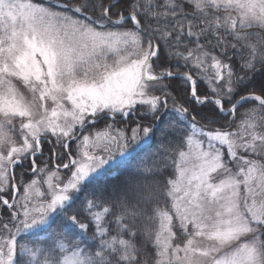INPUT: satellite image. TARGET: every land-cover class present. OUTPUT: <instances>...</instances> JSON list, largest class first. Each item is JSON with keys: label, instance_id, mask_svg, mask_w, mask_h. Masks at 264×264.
<instances>
[{"label": "snow or ice", "instance_id": "obj_1", "mask_svg": "<svg viewBox=\"0 0 264 264\" xmlns=\"http://www.w3.org/2000/svg\"><path fill=\"white\" fill-rule=\"evenodd\" d=\"M0 208V264H264V0H0Z\"/></svg>", "mask_w": 264, "mask_h": 264}, {"label": "trees", "instance_id": "obj_2", "mask_svg": "<svg viewBox=\"0 0 264 264\" xmlns=\"http://www.w3.org/2000/svg\"><path fill=\"white\" fill-rule=\"evenodd\" d=\"M256 87H257V91H258L259 82H257ZM180 100H181V102H183V98L182 97L180 98ZM171 106L172 105L170 104L169 105V109H170ZM185 106L189 107L190 110H191V107H192L191 105L186 104ZM254 107H258V105L255 104L254 102H252V103H247V104L243 105V107H241V108H238L237 109V114H236V120H235V123L232 125V129H235L236 127H238V125L240 124V121L244 118L243 114L246 111H248V110H250V109H252ZM168 112H169V114H171V109L168 110ZM197 119L200 120V117H197ZM229 119H231V118H229ZM200 122L201 123H204L203 120H201ZM221 123H224V121H221ZM117 127H123V125L117 124ZM215 127H220V124L215 125ZM103 128H104V124L103 123L98 124L97 127H96L97 130H102ZM96 129H94V130H96ZM155 145H156V140L154 138L153 141H152V148H153V150L155 149ZM141 150L142 149H140V150L138 149L137 150V153H135L134 155L139 154V152ZM143 150H146V149H143ZM46 155H50V153H48L47 150H46ZM153 159H155V157H152V158L148 159L146 161V163L151 164V162H152ZM169 171H170V178H175L174 173L171 170H169ZM27 175H28V177H31V178L34 177V175L31 174V173H28ZM17 183L19 184L21 182L18 180ZM0 212H3V209L2 208H0ZM0 218H2V217H0ZM152 228H153V230H155L156 228H158V224L152 225ZM146 249H147V252L149 254V256H148L149 264H154V261L157 258L156 255H155V249L153 248V246H152L151 243H149L146 246Z\"/></svg>", "mask_w": 264, "mask_h": 264}, {"label": "rangeland", "instance_id": "obj_3", "mask_svg": "<svg viewBox=\"0 0 264 264\" xmlns=\"http://www.w3.org/2000/svg\"><path fill=\"white\" fill-rule=\"evenodd\" d=\"M18 87L21 89V91H23L25 93L26 96L30 95V93L27 92V89L22 85V82H18ZM171 107H170V109H171ZM235 129H237V127ZM235 129H232V130H235ZM94 131L95 130H93V132ZM194 139H201V138L200 137H195ZM250 158H258V157H250ZM58 162L59 161H57V163ZM53 163H54V160H53ZM66 171L67 170H62V179L65 178L64 175H63V173L66 172ZM33 178H36V177L34 176ZM40 179H41V184H40L41 190H44V189H46L47 185L43 183V179H44L43 177H41ZM28 182H30V180Z\"/></svg>", "mask_w": 264, "mask_h": 264}]
</instances>
